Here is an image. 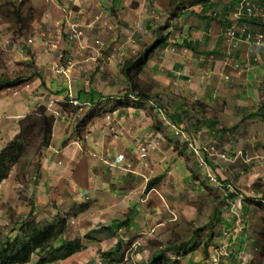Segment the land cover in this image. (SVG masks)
Here are the masks:
<instances>
[{
	"label": "rangeland",
	"instance_id": "rangeland-1",
	"mask_svg": "<svg viewBox=\"0 0 264 264\" xmlns=\"http://www.w3.org/2000/svg\"><path fill=\"white\" fill-rule=\"evenodd\" d=\"M48 1L55 0H0V99L13 98L20 107L23 102L28 113L45 105L55 118L50 146L37 156L25 155L0 181V241L18 232L31 212L36 220L67 216L66 238H80L84 244L80 252L50 264H144L154 252L183 242L189 248L186 254L166 252L170 262L157 263L264 264L263 58L250 59L252 69L243 81L231 84L223 77L220 85H229L230 93L222 91V97L210 87L202 89L201 97L193 88L184 95L162 87L159 66L150 58L139 75V87L150 97L143 100L126 94L121 68L158 32L172 37L160 47V58L179 54L186 45L180 41L190 36L182 32L189 24L183 21L194 18L190 13L176 22V14L189 7L182 4L185 0L177 3L178 11L162 0L164 11L154 15L151 36L147 32L149 39L139 47L134 28L121 20L108 21L100 12L89 20L73 0L56 9ZM253 2L256 18L264 23V0ZM15 7H20V23ZM43 12L57 19L38 30ZM228 12L234 16V7ZM103 14L110 17L107 11ZM212 14L220 16L218 11ZM246 21H240L242 27ZM72 23L82 31L74 40L68 37ZM223 37L226 47L214 49L213 64H228L227 58L233 63L235 49L241 52ZM176 72L183 82L209 77L190 68ZM77 81H89L102 97L91 103L76 96L80 104H68L63 111L59 89L66 85L69 90ZM167 111L181 112V121L174 122ZM13 115H0V154L18 138ZM141 144L149 146L145 158L138 157ZM119 153L124 159L116 163ZM230 192L234 199L227 196ZM81 203L87 204L85 210L78 208ZM130 214L131 224L111 236L96 230ZM86 233L95 239H85ZM106 251L118 261L101 258Z\"/></svg>",
	"mask_w": 264,
	"mask_h": 264
},
{
	"label": "crops",
	"instance_id": "crops-1",
	"mask_svg": "<svg viewBox=\"0 0 264 264\" xmlns=\"http://www.w3.org/2000/svg\"><path fill=\"white\" fill-rule=\"evenodd\" d=\"M14 0H12L13 2ZM55 0L54 2H45L47 5H49V8H55L59 6L64 7V3H66V0ZM180 0H167L166 4L169 5V9L175 8L176 11L179 9V4H177ZM229 0H210L207 3L204 4H195L191 7H188L184 10H181L184 14L181 15L182 12L177 13L176 16L178 17L176 19V22H181L183 18L186 17V14L189 15L192 13L191 17L193 18L192 22L183 21V23H189L188 26H185L183 29V33H189L190 36H186L182 39V43H186V45L182 46L179 54L175 55L173 53H170L173 55V58H160V48L156 49L151 58L153 59V64H158L159 68L157 67V80H159L162 87L168 86L167 89L170 91L180 92L184 93L186 95L187 91L189 92L190 88H193L194 92L195 90L201 97L203 94V90L205 87H210L211 91L218 90L220 94H222V91H225L228 93L229 85H220V83L223 81L224 75H228L229 79L226 80V82L234 83V81H243L245 76L248 74V72L251 71L249 68L251 64V61L257 60L260 58L264 60V50H262L259 46H255L250 43H241L239 45V48L243 54V56L249 61L247 62L245 58H239L238 56L240 51H235V53L232 55L234 61L231 63V60L227 58L228 64L224 63V60H216L215 64L212 63L210 60V57H212L214 54L215 48H221V51L225 49V41H224V32L227 27L231 25H236L238 28L242 27L243 24L240 23V21L244 18L235 17L228 12V9H233V4ZM162 0H73L71 4L73 6H78L79 9L78 12H81L82 14H89V20L92 19V16L96 13H99L108 21L111 19L114 20H121L120 24L127 25V27L132 26L135 31L133 33H136L137 36L134 37V40L139 42L136 44L138 47L140 44L144 43L143 40L146 39V41L149 39L148 36H151V30L154 29L153 26V19L154 15H156L160 11H164V5ZM201 8V11H199L198 8ZM20 7H15L14 12L18 13V18L16 19L19 21V23L23 20L21 11L19 9ZM75 8V7H74ZM103 11H107L108 15L110 17H106V14H103ZM216 11L219 12V17L215 18L212 14L216 13ZM199 13V15L197 14ZM162 14V13H158ZM15 15V14H14ZM175 16V17H176ZM83 17V16H82ZM259 17L255 20V24L248 22V20L245 23V26L247 28H250L252 30L257 31V25H264V23H260V20H258ZM39 21L37 22L38 30L41 28L42 25L46 24L53 25L55 23V20L57 19L56 16L51 18L49 12H43L42 15H39ZM124 21V22H123ZM162 22V19H161ZM116 25H118V22L115 21ZM33 24V22H32ZM159 24V23H158ZM170 28L174 25L173 21H170ZM194 26V27H191ZM226 27V28H225ZM191 28V29H190ZM243 28V27H242ZM260 30V29H258ZM148 32V36L146 33ZM169 32V31H168ZM38 33V32H37ZM168 34V33H167ZM204 36V38L202 37ZM170 36V35H168ZM172 37H168L167 42L168 45L171 42ZM37 39V37L35 38ZM207 41V42H206ZM206 42V45L204 44ZM188 43V44H187ZM146 46H140L138 49L141 50V52L144 50ZM164 50H167L164 49ZM170 51V49H168ZM172 51V50H171ZM220 51V52H221ZM168 52V51H167ZM220 54V53H219ZM215 55V54H214ZM222 55V52H221ZM224 56V55H222ZM256 58V59H255ZM241 59V60H240ZM208 60L209 63L206 65V69L203 70L204 62ZM238 61L240 64L239 68L235 69L233 68V64ZM150 62H147V64ZM261 66V65H260ZM214 67V68H213ZM181 69L183 71H186L187 68H190L191 71H194L197 73V71H200V73L205 72L208 73L209 77H203L200 76V78L190 79V82H183L176 78V76L173 74V72L183 74L181 70H175V69ZM184 68V69H182ZM143 71V70H142ZM204 75V73L202 74ZM202 78V79H201ZM225 81V80H224ZM77 81V83H73L67 90V86L64 85L59 90L62 91V98L63 100L69 93L72 96H81L85 99H88L90 97V91L94 92L93 98H97L98 94L96 93L95 88L93 86H88L89 81ZM66 83V82H65ZM168 83V85H166ZM218 83V87L216 85ZM225 83V82H224ZM80 84V85H78ZM86 84V85H85ZM207 85V86H206ZM189 89V90H188ZM185 90V92H183ZM259 90V89H257ZM230 93V92H229ZM228 93V94H229ZM223 94L221 95V97ZM55 98V96H53ZM78 98V97H77ZM228 98V97H227ZM56 99V98H55ZM100 101L102 100L99 99ZM59 102V101H58ZM20 101H17L15 104L14 99L11 98L10 100H2L0 99V115H9L15 117L16 122L23 117L25 114L28 113L24 112L25 109L28 110V107L26 108V105L22 104L21 107L18 106ZM17 124V123H16ZM18 127V125H16ZM74 142V141H73ZM76 142V141H75ZM67 146V145H66ZM64 146V148L66 147ZM123 153H119L118 156L115 159H120L121 161L124 159ZM56 165L53 164V169L56 170Z\"/></svg>",
	"mask_w": 264,
	"mask_h": 264
},
{
	"label": "trees",
	"instance_id": "trees-1",
	"mask_svg": "<svg viewBox=\"0 0 264 264\" xmlns=\"http://www.w3.org/2000/svg\"><path fill=\"white\" fill-rule=\"evenodd\" d=\"M209 1L210 0H185L182 4L190 7L195 4H204ZM229 1L231 2V0ZM232 4L233 7H235L238 5V0L232 1ZM254 10L256 11V7ZM14 14L17 18L19 17L17 12H14ZM244 19L252 23V21H255L257 18H247L244 16ZM244 27L247 31H256L246 26ZM167 39L168 34L163 35L158 32L156 39L150 45L145 47L137 56L124 62L121 73L128 84V88L126 89L127 95H134L143 100L150 99L149 95L139 87V75L155 50L168 44ZM1 81L4 80L1 79ZM93 95L94 92L90 91L88 100L91 103L94 101ZM98 97H102V95L98 94ZM65 99L67 100L68 97L66 96ZM68 104L70 103L67 101L61 104L63 111L67 110V107H69ZM165 113L174 122L178 123L181 121V112L167 111ZM54 122V116L49 114L46 106L42 104L18 120V138L16 139V143H10L0 154V181L7 177L11 167L21 161L25 155L37 156L44 148L50 146ZM6 163L7 166L5 167ZM152 182L153 181H151L149 185H151ZM227 196L231 199L235 198L232 192ZM78 208L85 210L87 204L81 203L78 205ZM33 214L34 213L30 212L29 217L21 222L18 227V232L15 234H8L4 240L0 241V264H31L34 256L38 258L35 264H50L80 252L84 248V244L80 238H66V232L69 227L67 216L57 215L52 220H36ZM131 222L130 214V216H126L124 219L115 220L96 230L107 234V236H111L118 228L130 225ZM89 235V233H86L84 238L91 240L95 239ZM188 250L189 248H187L184 242L167 246L165 249L162 248L154 252L151 259L144 264H159L157 263L159 261L163 263L170 262L171 259L166 255V252H172L175 255H184ZM110 252L111 251L100 253L101 258L109 262L118 261L116 257L108 258Z\"/></svg>",
	"mask_w": 264,
	"mask_h": 264
},
{
	"label": "built area",
	"instance_id": "built-area-1",
	"mask_svg": "<svg viewBox=\"0 0 264 264\" xmlns=\"http://www.w3.org/2000/svg\"><path fill=\"white\" fill-rule=\"evenodd\" d=\"M254 8L255 6L252 0H238V5L234 7L235 9L234 14L236 17L245 16L247 18H255L256 12ZM77 26L78 25L74 23L70 24V32L68 33L69 39L74 40V39L80 38L82 31H79L77 29ZM240 29L241 30H239L236 25H231L226 28L224 32V36L226 37L227 40H229L232 43L231 46L235 48L238 45H240V43H247V44L250 43L255 46H259L262 50H264V31L263 29L259 31H253V32L247 31L245 27L240 28ZM41 34L44 36V32H41ZM239 66L240 64L238 63V61H236L233 64V68L235 69L239 68ZM68 70H70V68L66 69V71ZM64 74H66L68 78V74L67 72L65 73V70H64ZM224 78L229 79V76L225 75ZM64 101H67L68 103L73 104V105L80 104L79 99L77 97H72V96H69V98L67 100L65 99ZM148 150H149L148 145H144V144L139 145L138 157L145 158L148 154ZM120 161H121L120 159H116V163H119Z\"/></svg>",
	"mask_w": 264,
	"mask_h": 264
}]
</instances>
